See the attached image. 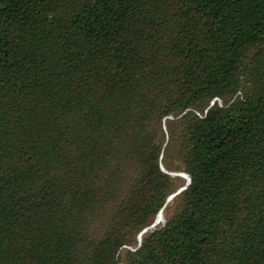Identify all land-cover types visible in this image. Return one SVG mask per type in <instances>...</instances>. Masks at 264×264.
<instances>
[{"label":"trees","instance_id":"trees-1","mask_svg":"<svg viewBox=\"0 0 264 264\" xmlns=\"http://www.w3.org/2000/svg\"><path fill=\"white\" fill-rule=\"evenodd\" d=\"M0 264H264V0H0Z\"/></svg>","mask_w":264,"mask_h":264},{"label":"water","instance_id":"water-1","mask_svg":"<svg viewBox=\"0 0 264 264\" xmlns=\"http://www.w3.org/2000/svg\"><path fill=\"white\" fill-rule=\"evenodd\" d=\"M162 169H163L165 172H167V171L165 170L164 167H162ZM171 174H172V175H180V176H183V177L187 180V182H186V185L180 187L175 193H173L172 195H170V196L168 197L165 206H166L170 201H172L173 198H174L176 195H178V194L181 193L183 190H185V189L190 185V183H191V177H190L188 174H186V173L173 172V173H171ZM165 206L162 208V210L159 212V214H161V212L164 210ZM159 214H158V216H159ZM159 222H160V219H158V217H157V219L155 220V222L152 224L151 227H155V226H157V225L159 224ZM148 229H149V227H148V228H145V229L139 234V236H138V239H139V246L141 245V240H142V235H143V233L146 232Z\"/></svg>","mask_w":264,"mask_h":264},{"label":"bare ground","instance_id":"bare-ground-1","mask_svg":"<svg viewBox=\"0 0 264 264\" xmlns=\"http://www.w3.org/2000/svg\"><path fill=\"white\" fill-rule=\"evenodd\" d=\"M159 219H160V222H163L164 221V219H165V211L163 210L162 212H161V214H159Z\"/></svg>","mask_w":264,"mask_h":264},{"label":"rangeland","instance_id":"rangeland-1","mask_svg":"<svg viewBox=\"0 0 264 264\" xmlns=\"http://www.w3.org/2000/svg\"><path fill=\"white\" fill-rule=\"evenodd\" d=\"M180 173H184V172H180ZM184 181L186 182L187 180L183 177Z\"/></svg>","mask_w":264,"mask_h":264}]
</instances>
